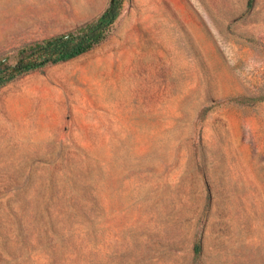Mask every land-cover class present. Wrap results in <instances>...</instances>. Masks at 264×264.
Here are the masks:
<instances>
[{"label": "rangeland", "instance_id": "rangeland-1", "mask_svg": "<svg viewBox=\"0 0 264 264\" xmlns=\"http://www.w3.org/2000/svg\"><path fill=\"white\" fill-rule=\"evenodd\" d=\"M109 1L0 0V58ZM0 264H264V0H125L0 87Z\"/></svg>", "mask_w": 264, "mask_h": 264}, {"label": "trees", "instance_id": "trees-1", "mask_svg": "<svg viewBox=\"0 0 264 264\" xmlns=\"http://www.w3.org/2000/svg\"><path fill=\"white\" fill-rule=\"evenodd\" d=\"M124 3L125 0H114L97 18L77 30L27 43L12 59L0 58V87L49 64L72 59L103 42L118 21ZM201 249L202 244L197 240L194 244L196 256Z\"/></svg>", "mask_w": 264, "mask_h": 264}, {"label": "water", "instance_id": "water-1", "mask_svg": "<svg viewBox=\"0 0 264 264\" xmlns=\"http://www.w3.org/2000/svg\"><path fill=\"white\" fill-rule=\"evenodd\" d=\"M113 1H114V0H110V1H109V5H111V4L113 3Z\"/></svg>", "mask_w": 264, "mask_h": 264}]
</instances>
